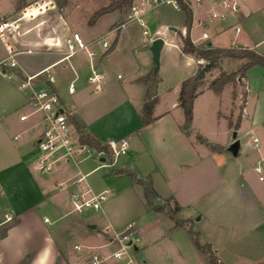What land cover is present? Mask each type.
Here are the masks:
<instances>
[{
	"label": "rangeland",
	"instance_id": "1",
	"mask_svg": "<svg viewBox=\"0 0 264 264\" xmlns=\"http://www.w3.org/2000/svg\"><path fill=\"white\" fill-rule=\"evenodd\" d=\"M13 1L17 0H0V11L3 12ZM220 1L222 0L213 3V7L221 12L222 16L213 18L209 11H204L201 21L195 20L193 23L192 38L198 42L202 33L206 32L209 39L198 43H211L213 47H227L231 43L233 46L253 47L260 41L259 45L254 47L264 51V10L258 12L257 16L250 17L246 23L239 19L242 13L248 12V8L256 0H236L238 3L236 12L222 8ZM67 2L64 13L74 29L83 34L88 32L93 37L105 35L111 42L118 37L117 46L108 57L113 88L121 95L124 94V89L127 90L128 95L136 103L139 94L137 90L131 88L136 89L137 86L142 89V99L145 102L146 86L140 80L142 76L131 81L128 73L131 63L137 59L144 61L146 58L151 60L152 65L147 73L153 70L160 79L156 113H164L171 109L172 103L179 98L182 81L192 76L197 68L196 57L180 54L176 31L171 29V27H176L179 31L186 29L183 10L172 5H146L143 23L133 20L123 24L118 31L117 25L128 13L125 7L103 14L90 25L91 15L99 8L108 6L112 0ZM191 8L194 14H199L203 12L205 6L193 3ZM210 8L211 4L209 10ZM158 35H163L167 41L161 48L159 68L156 71L150 46L154 37ZM6 56L7 52L0 40V60ZM244 62V59L225 58L220 68L213 69L207 74L203 91L193 101L192 120L188 129L196 149L200 152V165L195 170L193 178L178 186L177 190L156 181L160 195L157 203L163 204V212L147 208L144 189L140 184L135 183L122 189L109 184L104 185L111 165L109 161L100 162L99 157L94 156L87 161L82 160L80 167L82 173H86L97 164L103 165L90 172L87 181L91 186L104 185L102 190L109 189L108 198L102 209L85 208L81 212L73 211L64 218L66 220L64 223L78 215L94 221L97 231L95 243L102 245L108 243L103 234L107 225H110L111 232L113 229L121 232L129 222H135L138 231L134 237H138L139 241L136 243L138 249L134 253L140 261L146 260L144 264H208L192 242L187 227L174 229L175 222L167 213L169 208L163 203L170 199L173 208L176 204L181 207L178 216L192 219V226L200 233V240L211 243L216 255L224 264H264V67L253 66L245 76H240L238 72L235 80L225 85L220 93L208 88L209 82L219 76L221 71L237 72ZM117 74L122 78L117 79ZM7 89L13 97L18 96L19 92L22 93L17 80L6 77L0 66V109L6 101V96L10 94ZM114 93H111V96ZM179 109L183 110L181 107ZM28 110L30 111V107ZM19 113L20 110H13L10 117L18 119ZM169 113V119L175 122V125L185 122L184 110ZM2 115L0 110V117ZM130 115L133 116V113L129 112L127 117L124 116V122L127 120L130 123ZM14 122L16 124V121ZM5 124L1 119L0 127L2 126L3 130L0 133V218L4 219L5 213L13 217L16 214V207H25L36 199L32 179L19 178L15 169L6 170L13 160L9 158L13 157L12 152L30 153L29 169L38 182L41 180L51 182L54 179V175L37 169L34 142L43 130L42 125L33 127L30 134H19L20 139L15 140L16 125ZM132 125L131 123L130 126ZM234 132L240 143L238 155H233L228 150L234 140ZM252 135L257 137V145L253 143ZM136 137L137 135H134L131 141L128 140L127 153L117 156L114 164L125 161L126 167L133 170L137 168V172L142 171L140 177H145L143 175L149 174L150 171L156 172L158 167L165 168L169 163V156L176 157L180 155V151L182 152L180 148L171 152V155L153 154L152 151L145 149L136 154L131 144L137 140ZM24 138L28 139V143L23 144ZM62 168L74 170V173L78 171L73 162L59 161L54 167L53 174ZM256 168H260V173ZM71 181L64 182L62 189H58L54 183V188L46 190L47 199L37 203L42 215L53 219L59 207L63 212L72 211ZM172 190L176 192L174 197ZM86 225L87 223L83 224L84 229H87ZM54 228L57 235L65 228V224L56 225ZM67 241L68 254L73 258L77 257L78 260L82 259L83 264H88L94 253L109 252L118 247L117 244H110L80 252L74 245L86 244L82 238L74 235Z\"/></svg>",
	"mask_w": 264,
	"mask_h": 264
},
{
	"label": "crops",
	"instance_id": "2",
	"mask_svg": "<svg viewBox=\"0 0 264 264\" xmlns=\"http://www.w3.org/2000/svg\"><path fill=\"white\" fill-rule=\"evenodd\" d=\"M30 1L32 0H24V4ZM19 3L20 0L13 1L12 5H8L9 7L3 10L2 13L11 14L16 12L19 9ZM203 5L205 6V9L202 13L194 14L192 10L193 21L190 29V36L194 21H201L204 11H209L210 3L206 2ZM65 7H62L61 11L63 19L57 18L51 25L48 23L39 24L34 28H31L29 33H25L24 35L13 39L12 43L17 49H24L26 48L27 44L32 46L33 51L30 53L20 51L16 55L18 66L16 68L6 69V71L11 73L10 77L5 74L2 68L3 74L6 77L10 79L15 78L17 80L18 88L19 90H22V93L19 92L18 96L13 97V95L10 93V90L7 89L10 94L8 96L6 91V101L3 102L1 105L2 109H0L2 110L3 114L0 117V121L1 119L5 121V125L7 126H10L11 124L12 126L16 125L17 135L15 136H18L17 139H20L21 137L19 134H30V130L33 127L41 124L39 115L31 114L29 110L27 111V108L29 107L27 104V98L30 90L27 88L21 89L19 87V83L21 80L26 78V76L36 74L37 72L58 61L63 56L62 52L65 50V39L70 35L71 32L77 31L84 37L85 41L90 44V47H93L98 52L93 61L96 70L103 75L101 80V89L96 90L95 85L90 83L88 80V77L91 74V60L86 51H79L76 53L70 59V66L67 68H63L60 64L54 66L51 70L54 76L53 81L46 80L45 82L38 83L37 87H49L58 92L64 102L66 110L68 111L69 119L75 129L76 126L73 123V118H76L81 124H83L85 131L99 140L101 144L106 143L111 138H118L122 136H126L127 139L131 141L130 139L132 136L137 135V140L131 142L133 149L136 150V154H138L139 151L146 149L148 151H152L153 154L163 153L171 155V152H174L175 149L180 150V148H182L180 155L176 157L171 155L168 157L169 163L165 168L161 169L158 167L156 172L150 171L149 174L143 175L151 176L153 186L158 194L159 192L156 181L170 186L172 189L174 188V190L179 189L178 186L183 185L185 181H190V179L193 178L195 170L200 165L201 161L200 152L198 149H196V145L192 141V135L189 133V130L188 133L182 131L181 125L183 123L178 124L177 126L175 125V122L173 123V121L169 119V112L179 113L183 111L179 109V101H174L171 105L172 110L169 109L164 113H156L158 106L157 102L154 108L155 120L148 125H143L141 120V106L144 102L142 99V89H139L137 86L136 89L134 87L131 88V90H137L139 94V99H137L138 102L135 103L131 96L128 95L127 90L124 89V94L121 95L116 89L113 88L114 84H112V79L110 76L111 68L108 63V57L110 54H112V51L114 52L115 48L112 51H104L98 44L93 43V41L98 38V36L93 37V35H89L88 32L83 34L79 30L74 29L70 25L67 15L64 13ZM248 9L249 10L247 13H242L239 17V19L243 20L245 23L250 17L255 15L257 16L258 12L264 10V0L253 1L252 5ZM30 27L31 23L28 22L23 26L22 30L29 29ZM171 29L174 30L173 27H171ZM174 31H176V41L178 43L177 32L179 30L176 28ZM180 32L185 34L186 29H183V31ZM159 36L164 39L165 44L167 40L163 35L155 36L154 39ZM55 39H59V41L62 43V46L44 47L42 46L43 44H41L47 40L52 41ZM191 39L195 44H200L198 43L199 41L202 42L207 40L203 39L202 35L200 36L198 42L197 40L193 39L192 36ZM259 42L260 41L255 43L254 46H258ZM229 46H233L232 43ZM254 46L247 48L255 49L264 55V51H260ZM4 49L6 51L5 45ZM178 49L182 55H191L183 53L180 49L179 43ZM196 61L197 63L201 62V60L198 59ZM151 66V60L146 58L144 61H139L137 59L136 62L131 63L129 65L128 73V75L131 77V81L138 76H144ZM120 78H122L120 74H117V79ZM70 83H73L75 86V91L73 93L68 92ZM111 93H114L115 95L113 94V96H111ZM13 110H20L18 119H13L10 117ZM129 112L133 113L134 117L130 115V123H128L129 121L127 120L124 122V116L127 117ZM23 114H28V118L26 120L20 119V116ZM177 118L180 119L178 115ZM14 121H16V124H14ZM131 123L133 124L132 126H130ZM2 130L3 127L1 126L0 133ZM15 136L14 139L17 140ZM26 143H28V139L24 138L23 144ZM12 154L13 157L9 158L13 160L8 165L6 170L15 169L19 178L22 177L24 179L29 177V179H32V187L36 199L26 204L25 207L15 208L16 214L12 218L17 219L18 223L8 230L5 237L0 238V264H83L82 259L78 260L77 257L73 258L68 254L67 240L75 235L79 236V238H82L84 243L89 244L94 248L104 247L103 245L105 244L96 245L95 243L97 240L95 222L92 220L89 221L88 219L82 218L78 215L75 218H72V220L68 221V223H64L66 221L64 218L67 217L72 211L63 212V209L59 207L56 211V214L54 215L55 217L51 219L47 215H42L40 208L37 205L38 202L41 203L44 201V199H47L46 190L49 188H54V183L57 186L58 182H67L72 180L78 172H82L80 167L81 161L78 162V164L74 163L75 168L78 170L75 173L74 170L62 168L53 174V170V172L50 173V175H54L53 181L47 182L46 180H41L38 182L34 178L32 171L29 169L30 153L28 154L25 152L22 154L21 152L19 153L14 151ZM88 159L92 158H87L84 160L87 161ZM98 161L104 162L102 157H100ZM124 163L125 161H122L120 164H113L111 166V171L109 172L110 175L108 173L107 177L105 178L104 185L109 184L112 187L122 189L123 187H128L134 184L131 182L126 172L112 173V171L117 168L127 169L128 167H126ZM170 163H173V165H170ZM102 166L103 165L101 164H97L96 167L84 174H89L93 170ZM131 168H133V166ZM136 170L134 171L137 173V175L141 176L142 171L138 170L139 172H137ZM104 185L95 187L92 185V187L96 191H101L103 189L102 186ZM172 192V197L176 196V192L173 190ZM5 215V219L4 217L0 218V224L8 221L7 214L5 213ZM46 217L49 218L50 222L46 223L44 221ZM182 219L192 220L189 217H183ZM84 223H87V229L83 228ZM62 224H65V228H63L61 232L57 233L56 235L54 226ZM137 229L138 228L135 227V234H137ZM114 231V229L112 232L110 231V225L105 227V232L103 234L107 242H109L111 239ZM27 255H30V258L26 263H23ZM143 262L145 263L146 260H143Z\"/></svg>",
	"mask_w": 264,
	"mask_h": 264
},
{
	"label": "built area",
	"instance_id": "3",
	"mask_svg": "<svg viewBox=\"0 0 264 264\" xmlns=\"http://www.w3.org/2000/svg\"><path fill=\"white\" fill-rule=\"evenodd\" d=\"M210 3L211 8L209 14L213 18L221 17L222 13L215 10L213 3L217 0H134L125 19L119 27L123 24L136 20L141 23L144 22L143 15L145 13L146 5H172L181 8V3L187 4L190 8L193 3L202 5ZM220 6L224 9H230L233 12L238 10V3L236 0H222L219 2ZM192 9V8H191ZM62 7L58 4L57 0H32L16 12L7 14L0 11V40L4 43L7 56L0 61V66L3 68L5 74L10 77L11 73L6 69L16 68L18 66L16 55L20 51L32 52V46L26 44V48L17 49L13 45V39H16L25 33H29L31 28L42 24H53L55 19H63ZM30 22L29 29H23V26ZM203 39H208L206 32L202 33ZM21 41V40H20ZM23 42V41H21ZM93 43L98 44L104 51H107L111 46V41L104 35L96 38ZM44 47H60L62 43L59 39L42 42ZM65 50L62 52L63 56L48 66L47 68L37 72L33 75H28L20 81L19 87L21 89H29L30 93L27 98V104L30 107L31 114L40 116L41 124L43 127L42 132L37 137L35 142V150L37 153V169L41 172L50 174L53 172L56 163L59 161L78 162L91 158L94 156L104 158V162L109 161L112 166L115 163L116 157L124 155L129 149V141L126 136L111 138L106 143H102L103 149L99 150L86 143L80 141V136L72 122L69 119L68 111L64 106V102L58 92L49 87H37L38 83L53 81L52 68L60 64L63 68L70 66V59L79 51H86L90 58V72L88 77L90 83L94 84L96 90L101 89V80L103 75L100 74L94 64V57L98 54L96 49L90 47L84 37L77 31H73L65 39ZM75 86L73 83L69 84L68 92L73 93ZM28 114L20 116L21 120H26ZM252 141L257 145L258 139L251 136ZM17 139L18 136H15ZM260 173V168H256ZM88 174L78 172L72 179L71 185L73 189L70 193L71 202L73 204L72 212H81L83 209H102L103 203L107 200L109 189L96 191L87 181ZM64 182H58V189L64 187ZM12 217L7 215V220ZM46 223L50 222L49 218H45ZM135 222L127 224L125 229L121 232L114 231L109 242L103 246L110 244H117V248L113 251H104L102 253H94L89 260L88 264H144L135 256L136 243L139 241L135 235ZM74 248L80 252L93 249V246L86 244H75Z\"/></svg>",
	"mask_w": 264,
	"mask_h": 264
},
{
	"label": "trees",
	"instance_id": "4",
	"mask_svg": "<svg viewBox=\"0 0 264 264\" xmlns=\"http://www.w3.org/2000/svg\"><path fill=\"white\" fill-rule=\"evenodd\" d=\"M133 1L134 0H112V2L108 6L99 8L91 15L89 24L93 25L100 16L115 9H121L125 7L128 12ZM57 2L61 7H65L67 4V0H57ZM23 5H25L24 0H20L19 8H21ZM181 9L185 14L184 24L186 27V32L185 34L180 31L177 32V39L180 49L183 53L191 54L198 60H201V62L197 63L195 73L182 81L179 90V106L185 111V122L181 125V130L188 133V129L192 120L193 101L195 97L203 91L202 87L207 74L210 73L213 69L220 68L221 63L225 58L245 60V62L241 65L237 72L227 73L221 71L219 76L209 82L208 88H210L215 93H220L225 85L235 80L238 72L240 73V76H245L246 72L253 66L264 67V55L259 53L255 49L243 46L213 47L212 45H208L206 43L195 44L190 36V29L193 21L192 9L184 3H181ZM121 23L122 21L117 25L118 31L120 30L119 26ZM117 38L118 37L116 36L108 51H112L115 48ZM140 80L146 86V99L141 111V120L143 125H148L155 120L154 108L158 102L157 88L160 79L157 73L151 70L147 74L142 76ZM73 123L76 126V129L80 136V141L82 143H86L99 150L104 148L99 140L85 131L84 125L81 124L76 118H73ZM212 147L216 149L215 146ZM123 172L127 173L132 183L142 185L148 209L159 212L164 211L163 204L157 203V201L159 200V194L153 186L151 176L147 175L145 177H140L134 170H131L130 168H117L112 171V173ZM163 203L167 208H169V211L167 213L175 222V225L173 226L174 229L179 227H187V231L192 242L201 252L206 262L208 264H224L223 261H221L216 255L215 251L212 248V245L209 242H202L200 240V233L194 230L192 226V220L182 219L178 216L177 213L181 210V207L176 204V206L173 208L170 199ZM171 206L172 208H170ZM17 223L18 220L12 218L11 220L0 224V238L5 237L8 230ZM29 258L30 255H27L23 263H26Z\"/></svg>",
	"mask_w": 264,
	"mask_h": 264
},
{
	"label": "water",
	"instance_id": "5",
	"mask_svg": "<svg viewBox=\"0 0 264 264\" xmlns=\"http://www.w3.org/2000/svg\"><path fill=\"white\" fill-rule=\"evenodd\" d=\"M174 30H176L175 27H173ZM164 44V39L162 37H157L152 41V44L150 46L151 52H152V59L154 64V69L157 71L159 68V58H160V51ZM210 45V43L208 44ZM189 110V109H188ZM234 140L231 142V144L228 147V150L232 152L233 155H238L240 143L239 140L236 139V132L233 133ZM104 160V158H102Z\"/></svg>",
	"mask_w": 264,
	"mask_h": 264
}]
</instances>
